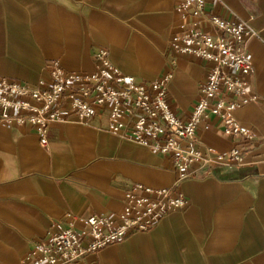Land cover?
I'll use <instances>...</instances> for the list:
<instances>
[{
  "label": "crops",
  "instance_id": "crops-1",
  "mask_svg": "<svg viewBox=\"0 0 264 264\" xmlns=\"http://www.w3.org/2000/svg\"><path fill=\"white\" fill-rule=\"evenodd\" d=\"M179 2L0 0V73L35 84L55 59L67 70L91 71L96 52L107 48L124 72L146 81L173 73L167 101L187 120L210 63L171 47ZM207 10L258 31L247 42L255 99L235 111L255 139L226 134L219 117L198 130L200 146L244 148V161L199 169L179 183L185 208L70 264H264V0H207ZM178 177L169 155L111 132L107 111L89 124L73 115L53 122L48 146L29 124L0 123V264H24L57 221L114 214L135 183L173 187Z\"/></svg>",
  "mask_w": 264,
  "mask_h": 264
},
{
  "label": "built area",
  "instance_id": "built-area-1",
  "mask_svg": "<svg viewBox=\"0 0 264 264\" xmlns=\"http://www.w3.org/2000/svg\"><path fill=\"white\" fill-rule=\"evenodd\" d=\"M176 11L182 22L170 45L210 63L199 84L200 96L187 120L180 119L167 101L173 73L146 81L124 72L107 48L95 54V69L70 71L59 59L50 75L32 84L0 73V123L9 127L29 124L40 143L49 145L53 122L75 116L89 124L101 111L108 112V129L169 155L178 172L173 187L154 188L137 182L126 191L123 208L114 214L92 213L57 221L44 240L34 242L24 264H70L116 242L132 232L147 231L172 211L185 208L189 199L179 183L213 164L244 161L245 149L216 151L200 146L198 130L219 117L226 134L243 142L255 132L235 111L255 99L250 93L254 72L247 42L258 31L242 18H227L207 10V0H180Z\"/></svg>",
  "mask_w": 264,
  "mask_h": 264
}]
</instances>
